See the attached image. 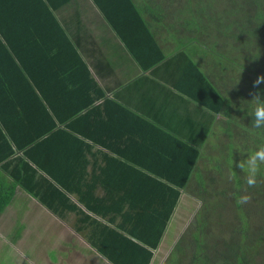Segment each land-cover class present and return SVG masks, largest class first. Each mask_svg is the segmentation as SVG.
<instances>
[{
    "label": "crops",
    "instance_id": "crops-1",
    "mask_svg": "<svg viewBox=\"0 0 264 264\" xmlns=\"http://www.w3.org/2000/svg\"><path fill=\"white\" fill-rule=\"evenodd\" d=\"M25 1L0 0V11ZM44 8L54 30L36 28L14 60L0 61V264H110L80 221L83 213L106 224L107 216L84 199L104 213L122 203V190L130 204L151 182L161 189L191 167L188 190L210 159L234 155L243 116L208 59L211 47L221 49L219 34L213 45L199 20L168 24L173 17L145 13L150 24H126L124 42L94 0H40L20 12L37 17ZM211 89L232 98L220 111ZM23 155L30 167L13 163Z\"/></svg>",
    "mask_w": 264,
    "mask_h": 264
},
{
    "label": "trees",
    "instance_id": "trees-1",
    "mask_svg": "<svg viewBox=\"0 0 264 264\" xmlns=\"http://www.w3.org/2000/svg\"><path fill=\"white\" fill-rule=\"evenodd\" d=\"M9 1L11 4L15 3V0ZM37 1L40 0H26L24 4L29 5ZM43 1L50 4H63L65 1L69 0ZM166 1L168 3V0ZM193 1L192 5L194 7L191 11L189 8L191 7L190 0H183L181 5L184 3V7L181 8L182 11L184 10L189 13L190 19L187 20H190L194 24L197 23L198 17H205L206 13L209 15L213 12L212 14L219 15V12L214 9L208 10L206 8L208 5L204 0H199V2L197 0ZM94 2L100 15L106 20V24H110L118 36H122L124 42H127L126 38L123 36V29L126 24H150L144 16L145 13H148L149 16L153 17V19L158 22L162 21L164 16V9L158 4H141L138 0H94ZM15 5V9L13 7L11 12L2 13L0 11V61H3L4 58L8 61L14 60L16 56L12 54V51L16 49L17 45L20 46L31 38L29 35L34 32L36 28L45 27L52 32L55 24H58L57 19L54 16L53 24L50 23L52 17L51 14H49L50 11L48 8H44L42 11L38 12L37 17H28V14L23 15L20 12L23 5L21 7H19L17 3ZM155 7H157V9ZM249 12L250 15L249 18L246 19V23L257 24L255 27L261 28L259 32L263 33L264 0H248L246 13ZM18 15L27 18L21 19ZM24 21H26L27 24H23ZM204 83H206V81H204ZM211 92L217 96L218 106L216 111H220L222 105L227 102L228 99H232L224 97L220 92L217 93L214 89H211ZM234 92L235 102L233 105L236 111L248 121L247 135H245L243 140L239 143L237 150L234 153L235 155L231 157V160L236 163L235 167H237V172L235 174L237 177L234 181L238 188L235 191L233 190L231 179H229L231 182H229V180L222 181L224 178L221 179L222 175H225L224 173L228 172L226 169L230 162L229 160L227 165L221 170L218 180L214 181L213 185L207 189L208 195L195 214V222H191L189 230L193 236L189 246H191L192 250L187 253L183 246L185 238H178L175 242H171L172 249L166 259L162 262H158L154 259V252L161 245L167 228L171 226L170 229H173V225L170 221L173 218L175 209L179 205L182 195L185 193L183 188L187 185L191 176L192 169L190 167L182 177L178 176L176 179H169L161 189L158 188L157 183L155 184L154 182H151L154 186L151 185L150 188L137 191L132 195V202L130 204L127 203V198L124 197L125 191L127 190H122V203L115 205L114 208L108 209L104 213L98 208L95 201L84 199V201L88 203L89 209L96 212V214H101V216H107L106 224L97 222L90 217V215H84L83 213L82 218L80 219L81 223L85 224L83 226H87L89 234H91L90 239L89 236L87 238L91 245L96 244L97 238L101 240L100 244L104 243L106 245L103 250H101L98 245H95V247L99 252L103 253V257L107 262L110 264H258L261 247L264 248V224L260 225L255 230L258 232L259 236L257 238V244L259 247L254 253L249 251L250 248H255L256 246L250 235L251 229L239 232V239L237 240L230 236L218 241L217 238L211 236L212 247L216 248L214 255L207 252L204 242V238L208 236V234H203V232H206L205 227L207 222L205 218H201V215L210 209L211 206L205 205V203L212 200L216 195L215 192L219 186L218 183H223L226 188V192L221 193V199L225 201L224 207L227 210H230L229 208H231L230 206L232 203L234 209L237 210L236 219L238 222H244V219L247 220V218L238 214L241 213V210L243 209V204L239 203V200L243 196V193L241 192L248 189V184L243 188V184L247 183V177L243 180V172L246 169L240 168L241 157L238 152L241 150L243 153L249 140H257L253 141L256 150L257 148L264 147V128H255L253 126L252 113L254 109L241 107L238 104L239 99L236 98L241 95V90L234 89ZM243 95H245V92H243ZM92 158L96 161L95 155ZM109 158L116 161L113 156H109ZM197 158L198 150H195L193 159L194 164L197 161ZM93 159H91V163L93 162ZM29 161H32V158L23 155L17 156L13 163L16 165L21 164L23 166H28L27 163H29ZM13 163H5L3 167L11 172V166ZM86 163L88 164V162ZM92 173L95 177H98V175H96V169ZM160 175L162 176V174ZM147 177L150 178V176ZM261 179H264L262 174H260V179L257 184L263 186L261 184ZM25 188L28 190V187ZM258 190L260 193L264 192L262 189ZM57 193L60 194L61 192ZM232 193H235L238 198L235 203L232 198ZM217 196H219V194H217ZM4 204V202H0V210L4 207ZM54 211L58 212L60 215L64 214V211L60 209H54ZM194 228H196L197 231L193 232ZM77 230L81 232L79 229ZM247 250L249 251V256Z\"/></svg>",
    "mask_w": 264,
    "mask_h": 264
},
{
    "label": "rangeland",
    "instance_id": "rangeland-1",
    "mask_svg": "<svg viewBox=\"0 0 264 264\" xmlns=\"http://www.w3.org/2000/svg\"><path fill=\"white\" fill-rule=\"evenodd\" d=\"M141 4L147 3L151 5V1L154 4H158L164 9V21H171L172 17L174 20L168 24H194L190 20H185L183 18L190 19L189 13L182 11L181 5L183 0H138ZM191 1L190 11L193 9ZM199 2V0H197ZM208 7V10L214 9L219 12L217 14H207L205 17H198V20L202 23L203 28H207V31L213 32V37L211 38L212 44L217 43V34H219V46L221 49L215 46L211 47L207 53H209V62H213L217 65V71L220 75L219 83L221 85H231L233 89L241 90V95L236 97L238 104L241 107H246L247 109H254V102L251 100L252 95L255 92H259L264 96V81L260 84L254 86V82L259 76H264V32L260 33L261 28L255 27L257 24H248L246 19L249 18L250 12H247V2L248 0H204ZM211 4V6H210ZM153 8V7H152ZM157 9V7H155ZM155 11V10H154ZM156 13V12H155ZM234 16V17H233ZM197 20V21H198ZM178 21H180L178 23ZM256 22V20L254 19ZM203 31V29H202ZM212 60V61H211ZM245 92V95H243ZM243 95V96H242ZM240 115V114H239ZM241 116V115H240ZM246 122V125H245ZM247 119L243 116L240 128L243 132L242 138L247 135ZM243 140V139H242ZM252 140L248 141L245 146L243 153L240 150L238 153L241 157L240 165L243 164L248 156L255 152V144ZM259 141V140H258ZM239 144V143H238ZM258 149V148H257ZM235 155V154H234ZM233 155V156H234ZM229 161V159L215 158L210 159V162L204 167L199 169L193 179V184L189 189L185 190L182 195L179 205L175 209L173 218L170 223L173 225V229L167 228L166 235L163 238L161 245L155 251L154 259L158 262H162L169 255L172 249L171 242H175L176 239H184L183 246L187 253H189L192 248L189 246L193 234H191L189 228L191 227V222L194 223L196 219V212L202 205L206 196L208 195V188L212 186L214 180H218L219 174L215 172L221 171L224 165ZM219 164H218V163ZM219 166V169L217 167ZM227 165V164H226ZM217 166V167H216ZM236 163L230 159L227 165L225 175H222L225 180H232L233 190L235 191L238 187L235 185L234 179L237 177V167ZM243 169L242 167H240ZM245 169V168H244ZM205 171L206 173H203ZM213 173V174H212ZM264 164L260 166V173L257 176V182L255 187H249L247 190H243L241 193L244 195H250L251 199L249 202L242 205L243 209L241 214L247 220L244 222H238L236 219V209H234L232 203L230 210H227L224 205L225 201L221 199V193L226 192V188L223 183H218V188L215 192V196L212 200L207 201L205 205H210V209L201 215L202 219H206V232L203 234H208L204 238L205 248L207 252L211 255L215 254L216 248L212 247L211 236L217 238L220 241L222 238L232 237L235 240L239 239L238 233L250 231L252 241L255 248H250L249 251L254 253L259 247L257 244L258 232L255 231L260 225L264 224V192L260 193L258 189L264 191V179L261 181V185H258L260 179V174L264 178ZM244 178L247 177V172H243ZM246 175V176H245ZM229 182H231L229 180ZM216 184V183H215ZM235 185V186H234ZM247 186V183L243 184V188ZM219 194V196H217ZM242 196V197H243ZM232 198L235 201L238 200L235 193H232ZM196 227V226H194ZM197 231L194 228L193 232ZM200 235V234H199ZM249 251L247 250L248 256ZM258 264H264V248L261 247L260 256L258 258Z\"/></svg>",
    "mask_w": 264,
    "mask_h": 264
},
{
    "label": "clouds",
    "instance_id": "clouds-1",
    "mask_svg": "<svg viewBox=\"0 0 264 264\" xmlns=\"http://www.w3.org/2000/svg\"><path fill=\"white\" fill-rule=\"evenodd\" d=\"M264 81V76H259L254 82V86L260 84ZM254 102L253 116V126L255 128H264V96H262L258 91L253 93L252 99ZM264 164V147L257 149L255 152L251 153L247 160L240 165V167L245 168L247 172V184L249 187H255L257 182V176L260 173V166ZM251 199L250 195H244L239 200V203L244 204L249 202Z\"/></svg>",
    "mask_w": 264,
    "mask_h": 264
}]
</instances>
